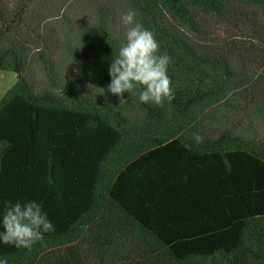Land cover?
I'll return each mask as SVG.
<instances>
[{"label":"trees","instance_id":"obj_1","mask_svg":"<svg viewBox=\"0 0 264 264\" xmlns=\"http://www.w3.org/2000/svg\"><path fill=\"white\" fill-rule=\"evenodd\" d=\"M129 10L171 57L162 107L107 91ZM0 71V217L56 226L0 260L264 264V0H0Z\"/></svg>","mask_w":264,"mask_h":264},{"label":"clouds","instance_id":"obj_2","mask_svg":"<svg viewBox=\"0 0 264 264\" xmlns=\"http://www.w3.org/2000/svg\"><path fill=\"white\" fill-rule=\"evenodd\" d=\"M137 13L129 10L121 15L126 26L125 42L120 46L108 67L111 78L107 91L119 97L120 105L126 103L123 93L136 94L143 104L163 106L166 100L174 99L168 69L172 60L160 52V43L154 32L136 21ZM197 143L203 137L195 135ZM0 225V241L5 245L30 250L42 242L44 234L55 232L56 226L37 201L16 202L3 210ZM7 264V260H0Z\"/></svg>","mask_w":264,"mask_h":264},{"label":"rangeland","instance_id":"obj_3","mask_svg":"<svg viewBox=\"0 0 264 264\" xmlns=\"http://www.w3.org/2000/svg\"><path fill=\"white\" fill-rule=\"evenodd\" d=\"M17 75L11 72L0 71V100L16 84Z\"/></svg>","mask_w":264,"mask_h":264}]
</instances>
